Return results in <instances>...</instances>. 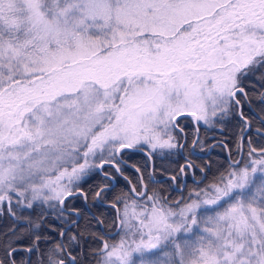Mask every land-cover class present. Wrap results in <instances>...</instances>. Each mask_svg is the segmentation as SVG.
<instances>
[{
  "label": "snow or ice",
  "instance_id": "snow-or-ice-1",
  "mask_svg": "<svg viewBox=\"0 0 264 264\" xmlns=\"http://www.w3.org/2000/svg\"><path fill=\"white\" fill-rule=\"evenodd\" d=\"M232 118L240 159L212 175L187 161L178 196L139 169L116 192L104 171L182 152L184 121L196 154L199 128ZM97 173L115 216L81 231L71 205ZM5 211L0 264H264V0H0Z\"/></svg>",
  "mask_w": 264,
  "mask_h": 264
},
{
  "label": "trees",
  "instance_id": "trees-1",
  "mask_svg": "<svg viewBox=\"0 0 264 264\" xmlns=\"http://www.w3.org/2000/svg\"><path fill=\"white\" fill-rule=\"evenodd\" d=\"M256 87H259V85H256ZM251 99V96H250ZM255 101L253 100V107H255ZM245 113H248V109H244ZM186 123H181L184 125V128L186 129V132L188 134L186 147L184 149V152H190V157L192 158V162L195 165H199L201 168H205L206 165L210 166L212 169V173H209V175H212L216 172L217 169L223 170V168L227 165L228 158L226 155V147H228L230 151V155L233 160H237L239 158V155L236 152V141L240 135L239 133V125L236 118H232L229 120H226L223 126H217L210 129H205L204 127L199 128V141L202 143H198L195 147L196 150L199 151H207L209 146L217 140L222 141V143H216L213 146V149L208 155H197L193 154L191 152V142L195 138L193 136V133L195 132V128L193 127V123L191 121H185ZM259 127V125L253 124V128ZM249 135H252L251 133ZM256 137L253 136V143L254 146L256 142ZM246 147V145H245ZM154 160V176L161 177L165 175H174L177 177L178 184L182 183V178L180 177V169L182 167V163L185 161L184 156L178 152L173 156L160 158L156 155H153ZM126 161H128L130 164L135 166L137 169H139L140 173L143 174L145 183L148 182V173L151 172V161L148 157L145 156V154L140 152H132L129 153V155L125 156L124 158ZM105 172H108L112 174L116 178L115 183V191L119 192L122 189H125L127 187L128 181L123 178L121 175H118L115 173L112 169L105 168ZM122 173L127 176L134 184H137L138 179V173L137 171L130 167H122L121 169ZM195 177L200 178L201 173L195 169ZM205 171H207V168H205ZM186 172V184L189 186V188L194 187L193 184V177L191 176V172L189 169L185 168ZM159 181L156 185H149V188H155L157 190H167L169 193H171V196H178L180 193L173 192L172 186L173 181L171 179H163V180H157ZM110 183L109 181L104 180L99 173H97L95 176L88 179L87 183L83 185V191L88 193V200L84 201L83 199H77L72 202L71 207L76 209L81 213V216L78 220V228L79 230H83L85 226L89 228L90 231L96 232L99 231L97 225H96V219L99 218L101 220H104L105 222V229L107 230V225L110 223V221L114 218L115 213L113 209H111L107 204V202L111 203L110 196L111 193L107 194L103 200V202H100L99 200H93L92 199V191L90 189H94L96 185L100 184H107ZM137 190H139V186L137 185ZM76 217H72V219H75ZM12 223L11 218L7 215V212L5 211L3 216H0V231H3L6 229L10 224ZM44 228H56L58 229L60 227L59 223H57L54 219L49 218L45 221ZM114 230V229H113ZM75 231V229H74ZM110 243L112 241H109Z\"/></svg>",
  "mask_w": 264,
  "mask_h": 264
},
{
  "label": "flooded vegetation",
  "instance_id": "flooded-vegetation-1",
  "mask_svg": "<svg viewBox=\"0 0 264 264\" xmlns=\"http://www.w3.org/2000/svg\"><path fill=\"white\" fill-rule=\"evenodd\" d=\"M184 123H186L185 121H184ZM180 127H182L183 129H184V132H185V134L187 135V138H188V134H187V132H186V129L184 128V125L183 124H181L180 125ZM218 141H220V140H217V141H214V142H216V143H222V144H224L223 142H218ZM181 142H183V141H181ZM215 143V144H216ZM214 144V145H215ZM213 145V146H214ZM185 147H186V143H185ZM209 148H210V146H209ZM209 148H208V150H209ZM228 148V147H227ZM185 149V148H184ZM212 149H213V147H212ZM211 149V150H212ZM207 150V151H208ZM211 150H210V152H211ZM207 151H205V152H203V151H199V150H196L195 149V153L196 152H201V153H206ZM191 152L193 153V149H192V147H191ZM209 152V153H210ZM183 156H184V158H185V161L182 163V166L187 162V161H191L192 160V158L190 157V152H184V150L182 151V152H180ZM209 153H207V154H198V153H196L197 155H202V156H204V155H208ZM229 153H230V151H229ZM226 155H227V153H226ZM231 156V155H230ZM228 158V157H227ZM231 159H232V157H231ZM229 160V159H228ZM233 160V159H232ZM126 161V160H125ZM126 164L128 165V166H130V167H132L133 168V166H131L132 164H130L128 161H126ZM135 167V166H134ZM135 169V168H134ZM194 169V168H193ZM136 170V169H135ZM184 171H185V169H184ZM186 173V172H185ZM139 174H141L140 173V171H139ZM191 174V173H190ZM109 175H111V176H113L112 174H110L109 173ZM123 178H128L127 176H125L124 174L123 175H121ZM165 176H168V175H165ZM170 176H174V175H170ZM192 176V175H191ZM114 177V176H113ZM156 177V176H155ZM161 177H163V176H161ZM115 178V177H114ZM196 178V177H195ZM129 179V178H128ZM165 179H170V178H165ZM186 179H187V176L185 175V177L182 179V183L181 184H178V182H177V179H176V181L175 182H173V185L176 183V185H183V184H185L186 183ZM200 178H196V180H199ZM127 180V179H126ZM163 180V179H162ZM128 181V180H127ZM115 183H116V178H115ZM134 184V183H133ZM107 203H109V202H107ZM76 219V218H75Z\"/></svg>",
  "mask_w": 264,
  "mask_h": 264
},
{
  "label": "water",
  "instance_id": "water-1",
  "mask_svg": "<svg viewBox=\"0 0 264 264\" xmlns=\"http://www.w3.org/2000/svg\"><path fill=\"white\" fill-rule=\"evenodd\" d=\"M198 136H199V131H198ZM218 142H222V141H218ZM215 143H216V142H213V143L210 145V148H209V150H208L206 153H201V152H196V153H198V154H207V153H209L210 150L212 149V147H213V145H214ZM226 153H227V157H228V159L231 158L230 153H229V149H228L227 147H226ZM238 159H240V156H239ZM150 160H151V173H152L153 176H154V172H153L154 161H153V158H152V157L150 158ZM131 166H133V165H131ZM133 168L137 169L136 167H133ZM154 177H155V176H154ZM170 177H172V176L168 175V176H163V177H155V179H156V180H162V179L170 178ZM127 180H128V182L130 181V182L133 184V182H132L130 179L127 178ZM175 185H176V183H175ZM107 204H110V203H107ZM74 220H75V219H74Z\"/></svg>",
  "mask_w": 264,
  "mask_h": 264
}]
</instances>
